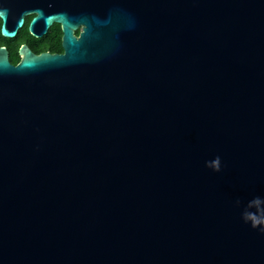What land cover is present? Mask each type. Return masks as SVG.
I'll use <instances>...</instances> for the list:
<instances>
[{
    "label": "water",
    "instance_id": "obj_1",
    "mask_svg": "<svg viewBox=\"0 0 264 264\" xmlns=\"http://www.w3.org/2000/svg\"><path fill=\"white\" fill-rule=\"evenodd\" d=\"M27 13L62 52L0 47V264H264V0H0L1 35Z\"/></svg>",
    "mask_w": 264,
    "mask_h": 264
},
{
    "label": "flooded vegetation",
    "instance_id": "obj_2",
    "mask_svg": "<svg viewBox=\"0 0 264 264\" xmlns=\"http://www.w3.org/2000/svg\"><path fill=\"white\" fill-rule=\"evenodd\" d=\"M35 13H27L22 16V23L15 29L12 36L5 37L0 33V47L5 49L8 62L15 65L20 56H16L17 48L23 46L32 55H38L42 52L61 53V29L60 24L52 22L45 32L40 36H30L28 29L31 18ZM1 25V20H0ZM83 29V24L77 25L72 31V36L77 39ZM55 48V50H51Z\"/></svg>",
    "mask_w": 264,
    "mask_h": 264
},
{
    "label": "clouds",
    "instance_id": "obj_3",
    "mask_svg": "<svg viewBox=\"0 0 264 264\" xmlns=\"http://www.w3.org/2000/svg\"><path fill=\"white\" fill-rule=\"evenodd\" d=\"M205 166L211 168L213 171H219L221 168L220 157L217 156L210 161H206ZM262 202L264 201H262L261 198L254 197L248 202L245 211L242 213V218L245 220V222H250L251 226L254 228L264 224V208L260 207ZM237 203H239V201H237ZM252 207L256 208L255 212L247 210ZM261 231H264V228H262Z\"/></svg>",
    "mask_w": 264,
    "mask_h": 264
},
{
    "label": "trees",
    "instance_id": "obj_4",
    "mask_svg": "<svg viewBox=\"0 0 264 264\" xmlns=\"http://www.w3.org/2000/svg\"><path fill=\"white\" fill-rule=\"evenodd\" d=\"M51 50H55V48H51Z\"/></svg>",
    "mask_w": 264,
    "mask_h": 264
}]
</instances>
